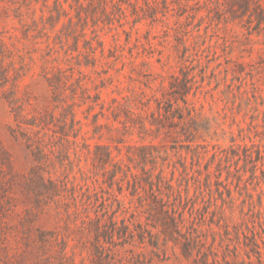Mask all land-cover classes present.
I'll return each mask as SVG.
<instances>
[{
    "label": "rangeland",
    "instance_id": "obj_1",
    "mask_svg": "<svg viewBox=\"0 0 264 264\" xmlns=\"http://www.w3.org/2000/svg\"><path fill=\"white\" fill-rule=\"evenodd\" d=\"M56 2L0 0V57L8 72L7 82L0 74V264H40L42 252L33 243L39 229L53 240L50 264H97L91 222L97 213L107 218L116 212L117 220L146 225L126 181L120 193L95 166L99 143L135 173L143 165L155 173L163 169L187 197V226L193 220L202 237L215 242L220 264H238L235 246L240 262L248 260L245 244L254 238L264 257V30L226 21L225 0H110L107 10L101 0H80L83 6L61 0V9ZM182 69L194 80L193 150L182 145L183 136L173 139L165 130L141 133L140 119L125 132L117 104L144 97L156 109L155 99L168 97L171 75ZM54 76L61 79L58 91L50 83ZM12 91L30 116L47 109L53 114L43 130L46 142L68 148L66 157L51 153L43 167L67 181V189L39 203L27 178L37 162L11 131ZM149 143L155 147L147 162L138 148L128 155L127 145ZM137 245L149 264H190L171 242ZM116 253L122 257L125 250Z\"/></svg>",
    "mask_w": 264,
    "mask_h": 264
},
{
    "label": "trees",
    "instance_id": "obj_2",
    "mask_svg": "<svg viewBox=\"0 0 264 264\" xmlns=\"http://www.w3.org/2000/svg\"><path fill=\"white\" fill-rule=\"evenodd\" d=\"M109 3L110 0H101L104 10H107ZM197 4H200V1H197ZM79 5L83 6L80 0ZM56 6L58 9L63 8L61 0H57ZM180 7L183 8L184 6L180 4ZM222 14L226 21L245 23L257 32L264 30V0H225ZM100 45L103 46V43L100 42ZM1 63L2 58L0 57V74L6 78L7 82L8 72ZM49 79L51 85L58 91L57 81L61 79L57 76ZM193 86L192 75L186 69H182L180 73L171 75L167 91L168 97L155 99L156 109H151V98L145 100L144 97H139V99H134L132 105L127 104L125 107L123 104L118 103L116 108H121L126 116L124 120H120L125 132L138 125L136 120L140 119L138 127L141 133L150 134L155 132L158 134L165 130L173 139L182 138L183 136L187 144L182 145L193 150L198 132V114L189 100ZM15 93L16 91H12L10 95V105L15 120V125L11 128V131L16 138L25 142L33 155L34 161L37 162L30 169L27 178L35 185L34 193L39 203L45 198H54L61 195L67 189V181L54 179L51 171L45 172L43 167L48 166L51 153L64 154L66 157L68 148L48 146L49 143L46 142L43 130L50 128L53 122V114L47 109L30 116L26 112L25 103L20 102ZM99 97L98 95L97 98ZM73 106L74 104H71L68 107L71 120L74 122L75 110ZM114 116L115 120L120 119V113L114 114ZM147 123L151 127H148ZM61 133L67 135L62 129ZM116 141L118 143L124 142L123 138L120 137ZM154 147L153 143L142 144L139 147L129 144L127 145L128 155L131 157L134 154L133 149L138 148V150H141L140 157L142 161L147 162L148 158L153 156L149 150ZM117 149L121 151L120 147H117ZM262 157L263 151L259 149L257 159ZM94 162L103 174H109L110 185L114 183L119 185L120 193L123 192L124 181H126L130 194L137 197L139 206L146 214V225L138 220H131V223L127 222L126 218L117 220L114 215L116 212L113 215L107 214V218L103 217L107 212L103 213V216L96 214L91 222L95 234L92 243V254L95 255L97 264H149L148 261L142 258L143 252L135 250L138 242L144 244L147 241L155 247H159L161 242L164 245L169 242L173 243L179 247L182 256L190 264H220L219 252L216 250L215 242L210 243L204 239L202 234L198 232V228L195 227L193 220L191 221V227L187 226L188 218L185 206L187 197H184L181 189L176 188L167 179L163 169L155 173L153 169H148L143 165L142 173H135L123 161L115 159L113 151L108 145L101 143L96 144ZM133 215L135 217V214ZM153 229H157V232ZM29 240L32 241V238L30 237ZM33 243L42 252L39 256L40 264H50V258L52 257L50 248L53 244L50 232L39 229V236ZM245 245L250 250L246 251L248 260L243 262L238 259L239 251L235 246V257L238 264H255L252 255L256 256L257 264H264L263 251L257 239L254 238L251 243ZM120 249L125 250V255L122 257H118L116 253ZM65 251L63 249L62 257L67 258ZM223 259L226 260V258Z\"/></svg>",
    "mask_w": 264,
    "mask_h": 264
}]
</instances>
